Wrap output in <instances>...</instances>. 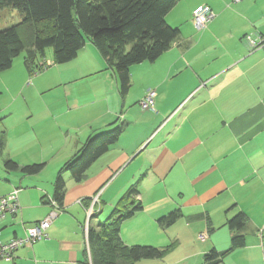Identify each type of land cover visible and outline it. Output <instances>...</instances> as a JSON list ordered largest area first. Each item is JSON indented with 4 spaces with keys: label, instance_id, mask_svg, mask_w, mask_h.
Returning <instances> with one entry per match:
<instances>
[{
    "label": "crops",
    "instance_id": "obj_1",
    "mask_svg": "<svg viewBox=\"0 0 264 264\" xmlns=\"http://www.w3.org/2000/svg\"><path fill=\"white\" fill-rule=\"evenodd\" d=\"M202 6L215 18L198 30L192 17ZM165 20L178 30L176 39L154 62L130 67L125 95L90 39L72 61L35 77L32 87H24L28 52L0 73V89L10 97L37 92V85L40 94L61 91L52 102L0 106V197L18 189L20 206L16 215L0 220V240L22 238L28 227L56 214L46 238L0 264H88L91 197L99 193V213L88 223L97 229L134 183L138 195L131 200L141 209L121 223V241L167 248L162 258L135 264H166L168 253L172 264H202L208 251L229 249L233 232L244 236L245 245L223 264H264V44L253 49L246 40L264 42V0H179ZM149 90L156 93L154 107L142 111L138 102ZM119 125L118 141L92 163L82 182L61 172L66 191L61 206L54 207L62 167L90 136ZM7 161L18 168L43 167L23 175L7 169ZM175 210L181 217L159 226ZM239 211L246 224L232 231L228 221Z\"/></svg>",
    "mask_w": 264,
    "mask_h": 264
},
{
    "label": "trees",
    "instance_id": "obj_2",
    "mask_svg": "<svg viewBox=\"0 0 264 264\" xmlns=\"http://www.w3.org/2000/svg\"><path fill=\"white\" fill-rule=\"evenodd\" d=\"M178 1L0 0V10L13 9L21 19L16 25L0 30V73L9 69L24 51L28 52L24 63L30 74L37 72L48 49L55 64L68 63L84 47L85 40L90 39L107 66L114 70L120 93L125 95L130 87V67L154 62L176 39L178 30L168 25L165 17ZM122 131L119 125L90 136L75 157L62 167L54 182L53 201L58 207L66 191L61 172H68L74 183L82 182L88 168L118 141ZM5 167L19 169L23 175H34L43 164L18 168L14 162L7 161ZM136 195L138 185L134 183L97 229L88 228V264H135L140 260L160 259L166 253L167 248L127 246L121 241V223L141 209L139 202L131 200ZM180 217L181 213L175 210L160 218L158 224L170 226ZM246 221V215L239 211L227 225L232 231H238ZM244 245V236L233 232L229 249L208 251L202 264H223L232 250Z\"/></svg>",
    "mask_w": 264,
    "mask_h": 264
},
{
    "label": "built area",
    "instance_id": "obj_3",
    "mask_svg": "<svg viewBox=\"0 0 264 264\" xmlns=\"http://www.w3.org/2000/svg\"><path fill=\"white\" fill-rule=\"evenodd\" d=\"M241 0H234V2L238 3ZM215 18V14L205 6L198 8L193 17L192 22L196 29L204 28L210 21ZM246 40L248 44L254 49L257 47V43L247 37ZM47 59L42 60L39 63V68L37 72L41 71L45 67H47ZM50 61V60H49ZM35 72V73H37ZM156 93L153 90H149L145 93L144 97L138 102V107L142 111H148L153 109L154 101H155ZM18 189H14L9 194L0 197V220L6 215H16L19 210L20 206L18 203ZM54 207H57L54 201H51ZM98 205H99V193H96L93 197H91L89 206L86 209V224H85V232L88 231V223L90 222L91 218L99 213L98 212ZM56 214L55 212H50L45 219L39 221L36 224L28 227L25 230L24 236L22 238H14L7 242H2L0 240V259L11 261L15 253L18 249H21L26 246H31L36 241L44 239L47 237V230L51 226L52 221L54 220ZM1 234V231H0ZM206 236L203 234L199 235V240L204 241ZM262 255L264 257V246L261 248Z\"/></svg>",
    "mask_w": 264,
    "mask_h": 264
},
{
    "label": "rangeland",
    "instance_id": "obj_4",
    "mask_svg": "<svg viewBox=\"0 0 264 264\" xmlns=\"http://www.w3.org/2000/svg\"><path fill=\"white\" fill-rule=\"evenodd\" d=\"M21 21L20 19V15L13 9H2L0 10V30L12 25H16L17 23H19ZM89 43V42H87ZM22 53H26V51L22 52ZM47 67H45L44 69H42L41 71L37 72V73H32L30 74V76H28V82L27 84H24V87L26 85L27 88L32 87L33 86V79L35 77H40V76H44L45 74L49 73L50 71H52L54 68H56L57 66H62V64H55L54 61L51 59L52 57V51L51 49L47 50ZM50 54V55H49ZM50 60V61H49ZM41 62V61H40ZM69 63V62H68ZM0 91H2V94H0V106L4 107L9 101H13L15 102L16 106L18 107H24L25 104L24 103H41V102H52V101H56L58 99V97H60L61 95V91L60 90H47L45 92H43L42 94L38 93L39 91H41L40 89V85H37V92H35L34 90L31 91H25L23 93V95H17L14 94L12 97L11 94L9 92H5L4 90L0 89ZM133 94V93H132ZM1 116V113H0ZM109 212L107 210H105L103 213H101L99 215V219L101 221H103L106 217V215ZM141 240L142 242L145 240L144 237H142ZM150 240H152V238H148ZM137 244H144V243H137ZM145 245H150V244H145ZM131 246V245H130ZM171 256L170 253H168V255L162 259L166 264H172L171 263ZM162 262V261H161Z\"/></svg>",
    "mask_w": 264,
    "mask_h": 264
}]
</instances>
